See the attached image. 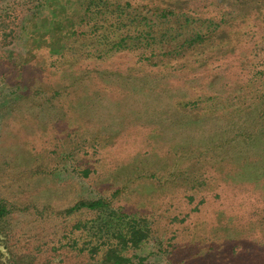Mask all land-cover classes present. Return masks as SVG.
I'll use <instances>...</instances> for the list:
<instances>
[{"label":"rangeland","instance_id":"obj_1","mask_svg":"<svg viewBox=\"0 0 264 264\" xmlns=\"http://www.w3.org/2000/svg\"><path fill=\"white\" fill-rule=\"evenodd\" d=\"M127 1L101 21L87 0H0V264H109L122 215L150 229L133 264H264L261 186L229 179L237 152L212 145L264 100V0H108ZM157 8L176 11L172 28ZM216 23L208 44H184ZM83 199L109 206L59 214ZM241 215L237 239L214 236ZM191 242L206 253L182 262Z\"/></svg>","mask_w":264,"mask_h":264},{"label":"trees","instance_id":"obj_2","mask_svg":"<svg viewBox=\"0 0 264 264\" xmlns=\"http://www.w3.org/2000/svg\"><path fill=\"white\" fill-rule=\"evenodd\" d=\"M253 0H244L242 3L244 4H250ZM115 4L112 5L108 2V0H87V7L86 10L91 11L92 16H96L97 20L101 21H107L108 19H113L114 15L116 14V19L120 20V18L123 15H128L130 12H126L127 7L132 6L131 1H127L126 5L124 6L122 3L114 2ZM254 6V5H253ZM92 7H95V9H92ZM87 14V13H86ZM177 15L175 10L167 9V8H157L155 12V20L156 25L159 30L162 29H170L172 26H169V20L170 18L173 19ZM102 17V19H100ZM184 17V14H183ZM133 21V20H132ZM184 21V20H183ZM191 18L187 16L186 22H184V25L181 27H185V29H188V24H191ZM142 25L145 28H142L141 30L139 28H136V32H138V41L143 43L147 42V45L150 46L152 43L149 42L151 39H154V42L158 39L156 37H149L150 31H153V25L149 24V20L142 16ZM193 22V21H192ZM127 25H129L128 22ZM104 22L102 23V25ZM113 25H116V22L113 20V23L111 24V27ZM125 24V27H127ZM219 24H215L214 28L211 26L209 31L202 30L196 31L189 35L187 38L184 39V44H186L189 48H195L202 46L204 44H208L211 40L214 39V35L216 34V31L219 28ZM117 28V25H116ZM213 28V29H212ZM120 29V28H119ZM212 29V30H211ZM99 28L93 29L94 32H97ZM131 33H128L125 37L120 38L117 42H115L114 45L120 47H125V43H127V40L130 39ZM137 37V36H136ZM107 38V36H103L98 40L99 44L104 45L102 43V40ZM174 37L165 36L161 39H172ZM136 39V38H135ZM187 47V48H188ZM118 50V48H117ZM185 50V48H181L180 50H177L176 52H180ZM60 53V51H59ZM105 56L104 53H100L97 55V57L103 58ZM89 71H86L80 75V77L77 79L78 82H82L85 78V75H87ZM80 82V83H81ZM259 105V106H258ZM251 110V112L247 113V115L243 116L242 114L235 113L237 120L239 122V126H234L235 130H222L220 133H225L226 136L222 138L221 140H216L214 144H212L214 147L219 148L222 150L223 148H227V146H231L234 150H236L238 155V160L236 161V167L232 168L230 172H228L229 175L227 177L229 179L235 180V181H242L243 183H251L255 184L257 187L261 186L263 197H264V100L261 104H258ZM235 108V107H234ZM250 108L247 106V109ZM241 108L238 107L237 111H239ZM236 123V122H235ZM244 125H253V128H259V129H252L248 130L247 128H244ZM219 133V135H220ZM221 155V153H220ZM224 158L223 156H221ZM223 181H228L226 178H222ZM109 206L108 202L104 199H98V200H79L72 206L65 208L59 212V214H62L64 216H71L75 213L80 212L81 210H103ZM222 210V209H221ZM225 210H222L221 213H224ZM10 213L9 208L7 207L5 202H0V236L2 231V224L4 219L7 217V215ZM253 218L255 220V223H257L259 226H261V229H264V209L261 211L253 212L252 213ZM120 220V227L118 230H116L114 237H116V243L115 245H111V248L108 250L106 257L104 258V262H108L109 264H133V260L131 257H128L125 255V251L131 248H137L139 247L147 238L150 232V229L146 226H143L141 222L137 219H130L128 220L126 215H122L117 217ZM244 216H236L233 220L232 218L229 220V226L230 228H227L224 232H221V234L218 232L214 234L217 238H224L225 235H234L235 239L238 238L240 233H242V227H244L245 224H243ZM233 220V221H232ZM122 223H125V225H122ZM193 233V232H192ZM194 234V233H193ZM190 235V234H188ZM185 249H190L194 251H197L194 254V258L191 260L190 258H184L182 262H190L195 261L198 262L200 257H204V253H206V250L202 252L200 246L195 243L191 242L190 244H185L182 246ZM218 255L223 254L222 251H218ZM182 257V256H180ZM140 261L142 258L139 259Z\"/></svg>","mask_w":264,"mask_h":264}]
</instances>
